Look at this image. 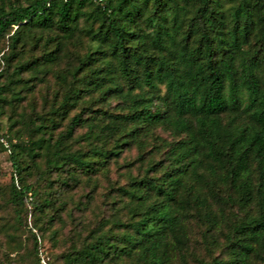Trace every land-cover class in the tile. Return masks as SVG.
I'll use <instances>...</instances> for the list:
<instances>
[{
  "label": "trees",
  "instance_id": "16d2710c",
  "mask_svg": "<svg viewBox=\"0 0 264 264\" xmlns=\"http://www.w3.org/2000/svg\"><path fill=\"white\" fill-rule=\"evenodd\" d=\"M0 55V264H264V0H0Z\"/></svg>",
  "mask_w": 264,
  "mask_h": 264
},
{
  "label": "rangeland",
  "instance_id": "374dc122",
  "mask_svg": "<svg viewBox=\"0 0 264 264\" xmlns=\"http://www.w3.org/2000/svg\"><path fill=\"white\" fill-rule=\"evenodd\" d=\"M1 56V55H0ZM1 123L3 126V131H6L7 129V120L5 117H2ZM7 139V138H5ZM10 171H11V163L8 159L7 154L3 153L0 155V185H7L10 182ZM31 226L30 218L28 219V225L25 226L24 232H23V239L26 241L27 236L30 234L29 227ZM34 231V230H33ZM15 254H11V256H14ZM40 262L41 264H44L42 262V258H45L47 263L50 264V261L53 260L52 256V246L49 239H45L43 242L40 243ZM8 264V262H7Z\"/></svg>",
  "mask_w": 264,
  "mask_h": 264
},
{
  "label": "built area",
  "instance_id": "2783aa9c",
  "mask_svg": "<svg viewBox=\"0 0 264 264\" xmlns=\"http://www.w3.org/2000/svg\"><path fill=\"white\" fill-rule=\"evenodd\" d=\"M102 1V0H99ZM1 141L5 144L6 147H9V142L7 141V139H5L4 137H1ZM42 262L44 264H48L45 258H42Z\"/></svg>",
  "mask_w": 264,
  "mask_h": 264
}]
</instances>
